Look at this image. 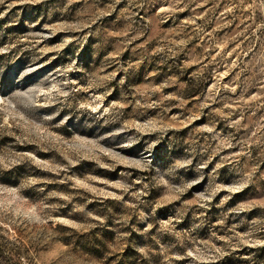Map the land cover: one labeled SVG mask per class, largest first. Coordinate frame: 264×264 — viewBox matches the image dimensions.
Segmentation results:
<instances>
[{"label": "rangeland", "instance_id": "rangeland-1", "mask_svg": "<svg viewBox=\"0 0 264 264\" xmlns=\"http://www.w3.org/2000/svg\"><path fill=\"white\" fill-rule=\"evenodd\" d=\"M0 264H264V0H0Z\"/></svg>", "mask_w": 264, "mask_h": 264}]
</instances>
